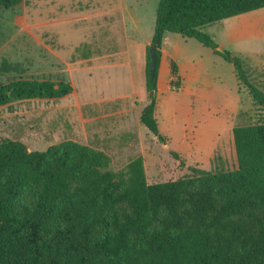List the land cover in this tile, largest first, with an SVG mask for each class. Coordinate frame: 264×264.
<instances>
[{
  "label": "trees",
  "instance_id": "16d2710c",
  "mask_svg": "<svg viewBox=\"0 0 264 264\" xmlns=\"http://www.w3.org/2000/svg\"><path fill=\"white\" fill-rule=\"evenodd\" d=\"M23 1L0 0V8L14 9ZM260 9L264 0H159L146 67L149 103L141 114L159 141L166 142L155 111L167 33L195 39L233 64L252 101L264 108V91L249 80L243 60L218 51L203 31ZM22 71L6 60L0 65L2 74H19L0 85V107L73 92L70 83L24 79ZM171 74L170 89L178 91L174 62ZM233 138L235 170L190 168L182 179L155 184L147 181L142 157L113 172L103 151L74 141L29 152L21 142L0 140V264H264V218L258 214L264 210V123L236 126ZM35 185L41 187L35 207L21 205L14 214V204Z\"/></svg>",
  "mask_w": 264,
  "mask_h": 264
},
{
  "label": "rangeland",
  "instance_id": "374dc122",
  "mask_svg": "<svg viewBox=\"0 0 264 264\" xmlns=\"http://www.w3.org/2000/svg\"><path fill=\"white\" fill-rule=\"evenodd\" d=\"M158 5L159 0H24L14 9L0 8V65L19 64L24 79L63 81L74 89L62 99L0 107V140L21 142L29 152L74 141L103 151L113 172L142 157L149 184L182 179L190 168L235 170L233 128L264 123V108L252 101L233 64L197 40L166 34L155 111L166 142L141 122L149 103L143 65ZM123 8L131 9L125 19ZM258 11L203 31L218 48L242 59L249 80L264 91V16ZM135 22L142 25L140 33ZM173 62L178 91L170 89ZM18 77L0 72V85ZM40 191L38 185L27 188L13 213L21 205L33 209ZM258 214L264 218L263 209Z\"/></svg>",
  "mask_w": 264,
  "mask_h": 264
},
{
  "label": "crops",
  "instance_id": "0c3cea01",
  "mask_svg": "<svg viewBox=\"0 0 264 264\" xmlns=\"http://www.w3.org/2000/svg\"><path fill=\"white\" fill-rule=\"evenodd\" d=\"M122 11H123V13H124V19H125V17H126V15L127 14H129L130 13V11H131V9H129V8H123L122 9ZM258 11V10H257ZM65 12V11H64ZM64 12H63V14L61 15L62 16V18L65 20V19H68L69 21H70V18L69 17H66L65 15H64ZM251 13V12H250ZM257 13H260V14H262L263 16H264V9H260ZM100 14H102V13H100ZM247 14V13H246ZM59 15V14H58ZM244 15V14H243ZM90 15H88V17H89ZM97 16V15H96ZM124 22H125V20H124ZM126 24V23H125ZM140 26H142L141 24L139 25L137 22H135V27H136V32L137 33H140ZM126 27H128V25H126ZM165 39H166V36H165ZM165 39H164V44H163V48H162V53H163V56H162V58H164V56L165 55H167L168 54V51H167V49H166V47H165V45H166V42H165ZM144 67H143V69H145V76H146V62L144 61V65H143ZM172 80V79H171ZM158 87H159V80H158ZM74 90V89H73Z\"/></svg>",
  "mask_w": 264,
  "mask_h": 264
},
{
  "label": "water",
  "instance_id": "95a60500",
  "mask_svg": "<svg viewBox=\"0 0 264 264\" xmlns=\"http://www.w3.org/2000/svg\"><path fill=\"white\" fill-rule=\"evenodd\" d=\"M217 50L220 52L223 51L221 48H217ZM150 56H151V65H152L151 75H152V77H154L155 70L157 67V54H156V48L153 46L150 48Z\"/></svg>",
  "mask_w": 264,
  "mask_h": 264
}]
</instances>
